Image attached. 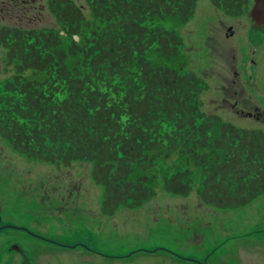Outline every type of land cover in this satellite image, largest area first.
<instances>
[{
	"label": "trees",
	"instance_id": "1",
	"mask_svg": "<svg viewBox=\"0 0 264 264\" xmlns=\"http://www.w3.org/2000/svg\"><path fill=\"white\" fill-rule=\"evenodd\" d=\"M4 1L0 45L18 75L0 91V136L17 152L92 163L107 216L154 197L156 179L141 173L174 154L201 169L204 203L236 210L264 194V131L202 110L208 86L183 72V40L165 28L186 24L198 0ZM210 1L231 17L252 3ZM164 187L188 196L191 171Z\"/></svg>",
	"mask_w": 264,
	"mask_h": 264
},
{
	"label": "rangeland",
	"instance_id": "2",
	"mask_svg": "<svg viewBox=\"0 0 264 264\" xmlns=\"http://www.w3.org/2000/svg\"><path fill=\"white\" fill-rule=\"evenodd\" d=\"M253 2L231 17L198 0L186 24L165 28L183 40V72L208 86L202 110L264 131V33L254 29ZM6 52L0 45V91L18 75ZM185 170L191 193L168 192L165 178ZM93 171L85 160L66 167L29 158L0 136V264H264V194L236 210L204 203L201 169L174 154L141 173L156 179L154 197L107 216Z\"/></svg>",
	"mask_w": 264,
	"mask_h": 264
},
{
	"label": "water",
	"instance_id": "3",
	"mask_svg": "<svg viewBox=\"0 0 264 264\" xmlns=\"http://www.w3.org/2000/svg\"><path fill=\"white\" fill-rule=\"evenodd\" d=\"M251 15L256 25L264 26V0H255Z\"/></svg>",
	"mask_w": 264,
	"mask_h": 264
},
{
	"label": "flooded vegetation",
	"instance_id": "4",
	"mask_svg": "<svg viewBox=\"0 0 264 264\" xmlns=\"http://www.w3.org/2000/svg\"><path fill=\"white\" fill-rule=\"evenodd\" d=\"M251 18H252V20H253L252 15H251ZM229 32H230L231 35H228V37H232V36H233V31H232V29H230Z\"/></svg>",
	"mask_w": 264,
	"mask_h": 264
}]
</instances>
